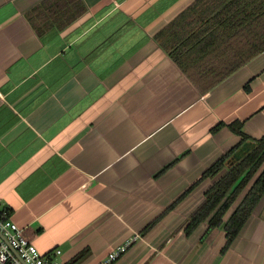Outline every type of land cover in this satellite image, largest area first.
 Segmentation results:
<instances>
[{
  "label": "crops",
  "instance_id": "obj_1",
  "mask_svg": "<svg viewBox=\"0 0 264 264\" xmlns=\"http://www.w3.org/2000/svg\"><path fill=\"white\" fill-rule=\"evenodd\" d=\"M226 4L0 0L1 208L41 254L98 264L138 236L115 264H264V196L224 253L221 228L184 234L206 191L264 137V51L251 56ZM171 25L182 64L218 83L204 90L158 44Z\"/></svg>",
  "mask_w": 264,
  "mask_h": 264
},
{
  "label": "trees",
  "instance_id": "obj_2",
  "mask_svg": "<svg viewBox=\"0 0 264 264\" xmlns=\"http://www.w3.org/2000/svg\"><path fill=\"white\" fill-rule=\"evenodd\" d=\"M226 1V8L223 10H226L228 13L230 12L228 14V19L235 22L236 25H233L234 29L239 31H243L244 29L250 31L251 56L254 57L264 51V0ZM191 11L192 9L187 11L181 18L188 15ZM174 28V25L169 26L167 30L156 36V41L190 78L196 77L198 86H204L202 87L204 90L211 88L224 76L210 75L203 72H190L188 64L186 66L182 64V62H188H186V58L180 55L178 50L179 46L172 47L167 45V34ZM248 60L249 58H245L241 60V63ZM191 70L194 71L192 68ZM199 83L202 86L199 85ZM230 129L233 133L241 137V144L248 140L242 133L240 124H232ZM237 149L238 146L215 162V164L204 172L202 180L213 179L219 175L224 169L225 161ZM245 191L246 193L243 199L232 212L228 220L224 221L223 218L225 214ZM263 196L264 137L254 141L252 149L206 191L203 203L189 217L184 229V234L186 237L191 236L193 232L205 222L207 224L205 235L214 229L221 228L225 233V244L221 250V253H224L235 241ZM3 217L8 218V213L5 212ZM156 221L149 224L143 231V234L148 232ZM84 255L85 253L79 254L76 259L72 261V264L78 263Z\"/></svg>",
  "mask_w": 264,
  "mask_h": 264
},
{
  "label": "built area",
  "instance_id": "obj_3",
  "mask_svg": "<svg viewBox=\"0 0 264 264\" xmlns=\"http://www.w3.org/2000/svg\"><path fill=\"white\" fill-rule=\"evenodd\" d=\"M3 215L5 212L0 201V264H66L60 259L59 249L41 254L22 236L21 230ZM137 240L138 236H132L98 264H115Z\"/></svg>",
  "mask_w": 264,
  "mask_h": 264
}]
</instances>
